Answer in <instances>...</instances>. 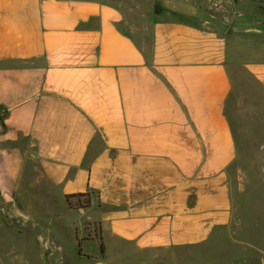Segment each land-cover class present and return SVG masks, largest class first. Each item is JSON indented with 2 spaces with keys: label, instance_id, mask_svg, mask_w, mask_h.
<instances>
[{
  "label": "crops",
  "instance_id": "obj_1",
  "mask_svg": "<svg viewBox=\"0 0 264 264\" xmlns=\"http://www.w3.org/2000/svg\"><path fill=\"white\" fill-rule=\"evenodd\" d=\"M161 8L146 53L111 1L0 0V213L33 243L0 237V264H220L205 252L236 213L230 64L238 38H264V0ZM243 69L264 91V58ZM76 194L91 198L77 212ZM62 237L103 252L67 263Z\"/></svg>",
  "mask_w": 264,
  "mask_h": 264
},
{
  "label": "rangeland",
  "instance_id": "obj_2",
  "mask_svg": "<svg viewBox=\"0 0 264 264\" xmlns=\"http://www.w3.org/2000/svg\"><path fill=\"white\" fill-rule=\"evenodd\" d=\"M118 4L122 10L121 28L133 36L141 48L148 53L153 27L158 15L154 11L155 4L164 0H108ZM164 12L159 17H165ZM254 17H251V19ZM258 25L264 23V17H255ZM238 38L240 42L235 47L231 61L233 68V90L225 107L229 118L238 151V162L230 170V182L236 213L229 233H224L212 247H208L206 256L217 259L220 264H264V91L245 73L243 63L252 59L264 58V38L246 34ZM91 202L90 196L79 203L74 202L73 209H85ZM89 223H84L83 237H91ZM96 228V226H95ZM23 226L16 221L13 214L5 208L0 213V237L5 250L15 251L21 245L33 248L31 236L17 240V233ZM250 230L249 236H241L239 231ZM252 231V232H251ZM249 237V238H248ZM245 238L248 244V255L251 258L239 257L234 241ZM62 258L65 262L74 261L79 253L87 252L99 245L93 242L77 243L62 237ZM100 246V245H99ZM189 256L199 257V251H187ZM34 249L27 255L28 261L34 258ZM187 255V254H185ZM184 255V256H185ZM188 256V257H189ZM187 257V256H186ZM1 264H14L7 258Z\"/></svg>",
  "mask_w": 264,
  "mask_h": 264
},
{
  "label": "trees",
  "instance_id": "obj_3",
  "mask_svg": "<svg viewBox=\"0 0 264 264\" xmlns=\"http://www.w3.org/2000/svg\"><path fill=\"white\" fill-rule=\"evenodd\" d=\"M86 197H87V194H76V195L66 196V200H67L69 207L73 208L74 203H72L70 199H75V202L79 203L83 198H86ZM100 252L101 253L103 252V245H102L101 240H100Z\"/></svg>",
  "mask_w": 264,
  "mask_h": 264
},
{
  "label": "water",
  "instance_id": "obj_4",
  "mask_svg": "<svg viewBox=\"0 0 264 264\" xmlns=\"http://www.w3.org/2000/svg\"><path fill=\"white\" fill-rule=\"evenodd\" d=\"M154 11L156 14H160L162 12V8L159 4H155Z\"/></svg>",
  "mask_w": 264,
  "mask_h": 264
}]
</instances>
